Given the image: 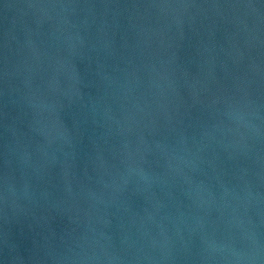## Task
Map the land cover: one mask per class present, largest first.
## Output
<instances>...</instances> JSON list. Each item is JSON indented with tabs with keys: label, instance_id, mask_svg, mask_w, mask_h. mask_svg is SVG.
<instances>
[{
	"label": "water",
	"instance_id": "95a60500",
	"mask_svg": "<svg viewBox=\"0 0 264 264\" xmlns=\"http://www.w3.org/2000/svg\"><path fill=\"white\" fill-rule=\"evenodd\" d=\"M0 264H264V0H0Z\"/></svg>",
	"mask_w": 264,
	"mask_h": 264
}]
</instances>
